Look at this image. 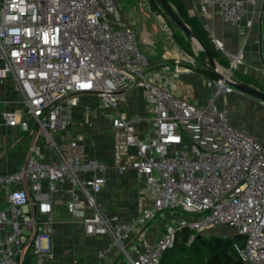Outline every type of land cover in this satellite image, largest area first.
I'll return each instance as SVG.
<instances>
[{"label": "built area", "instance_id": "1", "mask_svg": "<svg viewBox=\"0 0 264 264\" xmlns=\"http://www.w3.org/2000/svg\"><path fill=\"white\" fill-rule=\"evenodd\" d=\"M190 1L199 14L216 11L233 24L245 12L243 0ZM118 16L116 0H0V78L14 80L22 104L2 115L20 130L34 124L54 152L49 159L29 153L13 170L0 172L5 197L0 264H40L52 257L53 198L59 188L85 235L109 237L93 264L107 256L111 264H159L177 230L190 229V240L216 225L244 235L241 243H232L241 264H264V145L229 121L224 99L222 106L214 103L219 95L243 92L227 81L241 55L209 32L227 65L222 70L217 64L222 76L206 78L212 94L200 104L172 91L163 74L168 65L160 73L152 69L135 29L111 24ZM157 17L171 35L163 16ZM175 55L177 70H191L189 64L178 65L182 57ZM135 86L143 89L150 114L143 135L135 127L138 114L116 110ZM87 93L116 110L111 124L124 146L133 149L119 171L130 166L144 178L149 202L128 218L98 203L106 162L88 156L79 142L59 143L53 136L68 133L74 108ZM167 209L178 215L164 224L159 237L135 243L140 231ZM133 247H139L135 255L130 254Z\"/></svg>", "mask_w": 264, "mask_h": 264}, {"label": "crops", "instance_id": "2", "mask_svg": "<svg viewBox=\"0 0 264 264\" xmlns=\"http://www.w3.org/2000/svg\"><path fill=\"white\" fill-rule=\"evenodd\" d=\"M243 1L245 12L240 22L233 24L223 19L216 11L199 14L190 0H183L188 12L196 15L207 35L212 32L229 51L241 55V63L229 75V79L264 91V0H254V3ZM116 3L119 16L113 18L111 24H128L135 29L141 48L149 56L152 69L160 73L162 65H168V71L163 74L175 94L200 104L206 103L212 94V88L206 85L208 77L194 66L189 71L176 69L177 45L174 44V35L167 21L165 20L171 35L163 29L157 17L158 13L162 15L161 11L152 9L149 0H116ZM248 20L251 21L250 24L247 23ZM183 60L185 58L182 56L178 65L188 64ZM20 99L14 80L10 76L0 78V172L13 170L24 162L29 153L42 159L54 156L53 149L48 146L45 137L34 124L31 129L24 131L5 122L3 111L21 108ZM223 99L226 101L229 121L259 139L264 145V104L260 99L245 91H232L219 95L214 99V103L222 106ZM116 110H125L131 116L138 114L141 117L135 122L139 135H143L149 128L150 114L141 87L129 89L125 100ZM116 110L104 106L90 93L82 94L74 108L68 133L57 132L53 136L59 143L79 142L88 156L106 162V183L97 194L98 203L104 211L115 212L121 218H128L137 214L149 199L142 175L130 166L123 171L118 169L119 165L130 160L133 149L124 146L122 134L111 124V115H114ZM64 197L62 188L54 193L52 257L41 260L40 264H93L97 260V251L107 245L109 237L85 235L82 224L73 221L67 211ZM4 205L5 197L0 190V208ZM158 218L140 231L134 242L145 236L153 240L159 236L168 220ZM132 250L135 255L139 247H133ZM99 263L111 264V258L107 256L100 259Z\"/></svg>", "mask_w": 264, "mask_h": 264}, {"label": "trees", "instance_id": "3", "mask_svg": "<svg viewBox=\"0 0 264 264\" xmlns=\"http://www.w3.org/2000/svg\"><path fill=\"white\" fill-rule=\"evenodd\" d=\"M167 1L174 5L177 14L189 25L203 45L209 49L213 57L221 64L227 65V61L214 47L199 19L196 15L188 12L183 0ZM149 3L152 9L163 11L158 0H149ZM167 18L173 27L174 38L176 41L181 42L182 39L177 33L180 32L181 28L173 23L174 21L171 18L168 16ZM197 68L208 78H216L218 76L217 73L211 71L208 67L201 66ZM191 232L188 228L177 230L173 244L163 251L159 264H241L232 247L233 236L203 234L200 232L189 240ZM27 259H30V257H27Z\"/></svg>", "mask_w": 264, "mask_h": 264}, {"label": "rangeland", "instance_id": "4", "mask_svg": "<svg viewBox=\"0 0 264 264\" xmlns=\"http://www.w3.org/2000/svg\"><path fill=\"white\" fill-rule=\"evenodd\" d=\"M170 4L174 7V5L171 2H170ZM162 9H163V7H162ZM161 13H162L163 17L165 18V20L167 21L168 25L171 27V30L173 32V27L169 23V20L167 18V14L164 11V9H163V11ZM177 33L181 37L182 41L181 42L176 41V39L173 36L174 44L176 43V45H177L176 46L177 47V49H176L177 53L181 57L183 56L185 58V60H183V61L188 63L191 66H194V68L195 67H200V66L206 67L207 64H208V61H207V59H206V57L204 55V52L202 51V49L199 46H197V44L194 41V39L191 36H189L188 34H186L182 29L180 30V32H177ZM217 64H218L219 68H223V66H224L219 61H218ZM45 139L48 142L47 138H45ZM158 215H157V217H159V218L160 217L161 218H166L168 221H173L174 218L178 215V213H177V211H175L173 209H167V210L162 211ZM202 233L203 234H216V235H229V236H232V235H234V229L231 228V227H228L226 225H216V226L210 227L209 229H205L204 231H202ZM158 237L159 236L155 237L154 239H156ZM145 239L153 240V239H149V236H145ZM135 242H137V241H135ZM44 244H45V242H44ZM134 253H135L134 250H132L130 252L131 255H134Z\"/></svg>", "mask_w": 264, "mask_h": 264}, {"label": "water", "instance_id": "5", "mask_svg": "<svg viewBox=\"0 0 264 264\" xmlns=\"http://www.w3.org/2000/svg\"><path fill=\"white\" fill-rule=\"evenodd\" d=\"M158 1L160 2L161 6L163 7V9L166 12V14L168 15V17H170L174 21V23L177 24L186 34L191 36L194 39V41L197 43V45L202 49V51L204 52L205 57L208 61V64H207L208 68L211 71L217 73L218 76H222L221 72L217 69V61L213 57L212 53L209 51V49H207L203 45V43L200 41V39L191 30L189 25L177 14L175 8L167 0H158ZM227 81L231 85H233L234 87L257 97L260 100H264V91L259 90L255 87L250 86V85L245 84V83L234 82L230 79H228ZM233 237L237 243H241L244 240L243 234H235Z\"/></svg>", "mask_w": 264, "mask_h": 264}, {"label": "bare ground", "instance_id": "6", "mask_svg": "<svg viewBox=\"0 0 264 264\" xmlns=\"http://www.w3.org/2000/svg\"><path fill=\"white\" fill-rule=\"evenodd\" d=\"M197 44V43H196ZM198 46V45H197Z\"/></svg>", "mask_w": 264, "mask_h": 264}]
</instances>
